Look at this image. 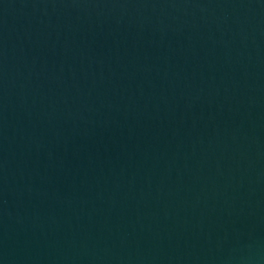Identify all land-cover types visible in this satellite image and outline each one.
Listing matches in <instances>:
<instances>
[{
	"label": "water",
	"instance_id": "water-1",
	"mask_svg": "<svg viewBox=\"0 0 264 264\" xmlns=\"http://www.w3.org/2000/svg\"><path fill=\"white\" fill-rule=\"evenodd\" d=\"M0 264H264V0H0Z\"/></svg>",
	"mask_w": 264,
	"mask_h": 264
}]
</instances>
